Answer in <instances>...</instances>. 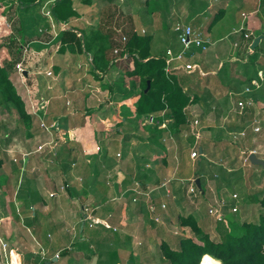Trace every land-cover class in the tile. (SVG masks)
<instances>
[{"label": "rangeland", "instance_id": "1", "mask_svg": "<svg viewBox=\"0 0 264 264\" xmlns=\"http://www.w3.org/2000/svg\"><path fill=\"white\" fill-rule=\"evenodd\" d=\"M240 1L241 0H125L120 3L118 0H112L109 3L103 4V6L100 5L102 8H100L99 11L103 16V24H105L104 30H106L107 27L116 25V22L119 20V24L116 26H122L125 31L129 27L134 26L136 28V26H139L137 29L134 28L135 33L140 37H144L145 35L150 36L152 38V43L158 40V31L167 34L168 40L164 42L161 48L159 50L153 49L154 57L159 55L163 57L166 48L170 49L174 54L182 51L176 32H174L175 23L172 22V18L175 20L174 16L181 17L183 20L191 16L190 13L202 11V14L199 16H206L204 20H202L203 22L193 21L190 23L185 22V24L192 25L200 33V39L206 44L207 49L202 51L201 48L192 46L189 50L184 52L182 62H174L181 66L183 65L182 63L186 61L199 63L194 73H185L179 65L173 68L175 75L179 74L177 78L182 85L183 91L190 96L191 101L194 96H196L197 102L192 103L186 108L185 113L188 124L181 127L180 131H176L172 126L173 121L168 119L166 128H161L163 132L155 134V136L158 137L156 139L163 147L162 150L164 148L166 149L163 150L164 153L159 148L154 146L151 148L149 147L151 145H147L149 149L153 150V152L150 151L151 156L148 157L153 159L150 164L151 169L145 168L146 162L150 163V159L148 160V158H145V155H143L141 157L142 165L137 167L138 171H136V173H132L136 174L133 176L137 181H134L131 187L141 190L131 193L127 195V197H122L120 200L125 203V201L134 196L135 198L131 199L132 203H137L138 206H141V204L143 205L142 208H136L137 212L143 213L141 214L143 216L133 221L135 230L126 232V235L128 233L130 234H128L126 238L123 237V235L120 234L122 227L119 225L120 223H118L120 217L113 215V218L116 219L112 222V225L115 227L116 231L118 229L119 231H110L108 239L102 237V235L96 234L94 227L89 226L90 221H86L83 225L78 224L76 239H71L68 236L69 244L72 243L71 245L87 249L88 247H93L95 249L94 253L98 251V253L96 252V256L99 257L98 264H103L102 259L105 261L107 260V264L114 262L115 259H117V250L119 256H122L123 259L125 258V261H127L126 263L121 261V264H168V261L162 258V252L158 247L161 242H166L172 250H178V243L181 238H191L196 243H200L199 237L196 236L189 227H182L180 225L179 217L185 218L193 211L197 214L194 219L201 230L203 231L204 229L205 231L203 232L208 234L211 239L218 240L219 236L216 227L222 222L218 223L213 216L208 214V206L213 208L218 207L214 203V199L220 200V198H222L221 200L224 201L223 208H220L224 223L239 225L242 222H257L260 212L258 203L264 194V168L253 166L251 162L242 165V158H246L250 151L256 150L258 152L257 157L264 160V81L262 82V87L258 91H253L254 93L251 95L256 102L254 109L247 111V113H243L244 116L238 115L240 111L235 106L236 100L239 98L236 96L230 98L228 94L230 92H241L244 87L250 85L249 83L251 80H259L260 75L264 78V38L254 51L249 49L252 43L251 41L259 36H264V0H250L248 4H241L242 1ZM11 2H13V4H11ZM139 2L140 5L138 4ZM144 2L148 4L145 6ZM50 5L51 0H41L38 7L39 14L41 15L40 11L42 12V6L43 9H46V7L48 8ZM16 6V0L0 1V46H7L8 42H10L9 38L15 40L14 46L6 49L4 48L0 51V68H4L7 71L13 91L16 96L20 98L24 105V112L32 118V121L28 123V121L24 120L23 117L20 116L15 105L11 102H5L0 93V159L3 161L0 168V205L3 202L11 219L14 218L19 221L17 214L21 212H16L15 206H17V203L11 201L15 193L14 187L12 186L14 183L12 177L16 176V174H20V172L23 173V175L29 173L27 175H29L28 177L31 180L34 177L37 178L41 176L38 171L27 172L25 170L26 168L24 166H27L29 162L26 160L22 162V156L24 157V154H27V152L34 151L31 157H35L36 154H39L36 152V145L40 142H42L41 144L51 143L50 146L46 144L43 149V153L47 154L50 148L54 154V156H52V154H47L49 157L43 160L45 173L49 174L50 177L54 172L57 146L55 145L56 140L54 139V135H52L53 132L46 131L47 127H49L48 125L53 123L56 124L55 120L53 123H48L45 115L46 107L45 109L43 108V110L35 105L37 97H34V93L36 92L34 82H28L24 75H19L15 65L21 62L26 70L35 71L37 69V72L41 71L42 69L40 67L43 65L50 49H37V47L34 48L29 44H32L33 41H38V44H45L50 42V40L53 41L61 31L56 30L54 33H50L47 27L48 24L45 22V24L39 28L43 30L42 33H38L41 34L40 36H36V38H34L35 40L31 39L29 43H21L19 41L21 25L18 22ZM145 9L146 12H144ZM220 9L224 12L222 16L223 19L221 18L209 30L208 26L210 21ZM50 11L52 14L51 8ZM38 12L35 10L31 14L33 21L29 20L27 22L28 27L31 26L32 29L35 27L36 21L34 22V19H36ZM96 12L97 11H94L90 14H96ZM113 13L115 16H112ZM119 13L121 14L119 15ZM145 13L149 14V16ZM241 13H244L246 16L244 20L245 32L251 34L248 40L244 39L240 33L234 34V32L240 29L244 24H242L243 17ZM116 15H118V17L115 19ZM121 16L125 18H121ZM111 18L114 20H111ZM111 22H113L112 26H110ZM7 25H9L10 28H8ZM142 29L145 33L141 35ZM214 30L217 35L222 37L221 41L217 40L219 37L216 38ZM84 31L86 36H88L89 33L87 30ZM231 32L233 33L230 34ZM163 34L161 38H164ZM28 41L29 40L26 42ZM80 43L82 46L81 40ZM234 43L238 45L237 48L233 47ZM59 45L58 43V46ZM215 47H222L224 49L223 52L220 51V53H218V58H221V60L222 58L226 59L221 66L218 65L217 59H213L215 56L213 54ZM18 48H20L19 52L16 50ZM232 50L237 53H242L241 58L238 59L239 62H235L237 65L231 62V58L237 55L232 52ZM63 54H65V49L61 47L58 50V55ZM84 54L90 57L92 53ZM126 55L128 57V54H125V56ZM76 56L80 55L77 54ZM119 56L120 55H118V57ZM121 58L122 57H120V59ZM124 59L127 58L124 57ZM128 59H130V66L120 67V70L126 73H129L130 70L133 69V60L130 57ZM213 62L215 63L213 64ZM260 72L261 74H259ZM29 76L33 77L34 75ZM128 78L130 77H125L127 80ZM136 79L138 83V86H136L138 93L140 91V78L138 77ZM23 83L25 84L23 85ZM45 96L49 97L46 94ZM42 100L44 99L42 98ZM47 103L46 101L45 104ZM43 116L46 118L45 121L44 119L42 120L44 125L40 122V118H43ZM153 116L156 118L155 121H157L158 116ZM134 118L133 121L140 119L135 115ZM194 119L199 120L200 124L196 130H191V128H189V123ZM254 121L257 125H251ZM255 126L259 128L258 132L252 130V127ZM128 128H130V130L132 129L131 126ZM140 128L139 126L136 127L139 135L144 132H140ZM130 130L125 131V138H136L135 134H131L133 130ZM240 132H243L245 136L241 137L239 135ZM195 134H198V140L195 139ZM48 135L49 137L52 135V138H49ZM192 147H195V149ZM193 150H196L199 154L195 162L191 161L188 157ZM138 152L139 156L140 152L143 153L141 149H139ZM26 157L27 156L24 158ZM110 158L109 156H107V158L105 157L107 160ZM116 169H119L116 165H113L111 168L112 171H116ZM146 172H151L154 175L150 182L147 180L153 186L163 181H170L169 185L171 190L175 191V198L174 200H167V207L169 208V206H172V209L169 208L168 210L172 212L169 216L167 213H163L167 211L168 208L163 210L160 205L154 206L155 214L150 212L151 205L149 206V204L152 200H156L155 202L158 204L163 199L156 196V190L150 195L153 189H151L149 193H146L142 188L135 185V183L139 181L145 182L144 176H146ZM192 178L200 180V190L203 192L202 194L199 192L198 196L195 195V198H189L188 195H185V193L176 186L180 184L181 181L184 182V180L186 181ZM39 180H41L42 183L40 186H43L44 181L42 178H39ZM132 181L133 180H131V182ZM102 185L104 188L105 186H109L107 183L103 184V182ZM133 185H135V187H133ZM185 185L187 188V183H185ZM47 189L54 190L52 187H46L45 190L40 192L41 197H48L46 192ZM21 190H23V187ZM15 191L16 194H14V198L19 194L20 189L17 188ZM233 193L237 194V200L231 198ZM20 198L23 199L22 196H20ZM18 201H20V199ZM28 204L29 203L26 204V207ZM233 206L237 207V211L234 213L231 212ZM106 209L107 207L100 209L101 214L97 213L96 215L104 218L105 216H103V214ZM4 213L2 207H0V218L5 216ZM30 213L33 212L31 211ZM146 213L148 214L147 217L145 216ZM116 214H119L118 210H116ZM96 220L101 223L105 222L100 219ZM126 224L123 225L124 228ZM82 226L83 234L87 236V238L85 242H78L82 235ZM101 226L106 230L107 226L112 227L111 224L109 225L107 222H105V225L101 224ZM142 227H144L143 230L141 229ZM100 230L101 229H99V231ZM22 231L30 240L34 238V236L31 235L32 233H29L23 227ZM47 234L52 236L54 233L49 229L42 230L40 233L41 239L39 240H42L44 247L48 245L44 241ZM70 235H72V233ZM110 241L111 244L108 243ZM76 246L73 247V250L76 249ZM132 254H135V256H148V260L140 261V259H138V261H135L132 259L128 261L127 259H129ZM52 255L53 250L47 253L46 256ZM37 256H39L37 258L39 264H47V262L53 264L51 259L49 261H40V255ZM13 257L17 258L16 255L12 256V258ZM6 261V256L2 255L1 252L0 264H4Z\"/></svg>", "mask_w": 264, "mask_h": 264}, {"label": "crops", "instance_id": "2", "mask_svg": "<svg viewBox=\"0 0 264 264\" xmlns=\"http://www.w3.org/2000/svg\"><path fill=\"white\" fill-rule=\"evenodd\" d=\"M110 1L112 0H91L90 6H84L80 3V0H73V8L79 16L72 19V22L76 23L78 28H85L88 33L90 27L95 28L97 25L104 26L103 16L100 14L99 10L102 8L101 6H103V4L109 3ZM241 1V4H248V2H250V0ZM144 3L145 6L148 4L147 2ZM138 4L140 5V2ZM94 11H97L96 14H90ZM144 12H146V9ZM120 14L121 13H119V15ZM145 14L149 16V14ZM201 14L202 11H199L198 13H190L191 16H188L187 19L183 20L181 17L174 16L175 20L172 18V22L175 24L177 22H203L202 20H204V17L206 16L204 15L200 17L199 15ZM112 16H115L114 13ZM117 17L118 15H116L115 19ZM121 18L125 17L121 16ZM111 20L114 19L111 18ZM243 23H245L244 19L242 21V24ZM112 24L113 22L109 25L112 26ZM118 24L119 20L116 22V25ZM116 25H113L112 28L120 27ZM138 27L139 26H136V28H134L137 29ZM157 33L159 37L158 40L154 43L150 42L149 48L151 56L154 55L153 49L159 50L164 42L168 40L167 34H163L159 31ZM162 34L164 35V38H161ZM214 34L216 38L219 37L217 40H222V37L217 35L215 30ZM75 37L81 40L78 33H75ZM78 43L80 46L74 44H60L58 46L57 42L55 43L51 40L48 43H42L45 45L44 49H50L43 65L40 67L42 70L39 72H37V69L35 71L27 70L26 73V79L28 82H34L35 84L36 92H33L35 97L38 99L43 98L48 102L45 111L48 123H53L54 120L56 122V126L51 129L50 132H53L52 135H54V139L56 140L55 145L57 146V152L55 153V165L52 176L49 177V174L45 173V168L43 167V160L49 157L47 154H52V156H54L49 148L47 154L39 153L42 155L45 154L43 156L36 154L35 157H31L34 152L33 151L29 153L27 152L28 155L25 158V160L29 162L27 166H24L26 168L25 170L27 172L38 171L40 172V177H34L32 179L33 181L28 177L29 175L27 174L29 173L26 175L22 174L21 177L19 174L12 177L14 182L12 185L14 187V194H16L15 189L18 188L20 191L16 198H14L13 194L11 201H13V203H17L15 210L16 212H21V215L19 213L17 214L19 221L17 219L15 220L13 217V219H11L10 215H8V210L5 204L2 202L0 205V207H2V211L5 212V216L0 218V237L6 245L5 252H2V255L6 256V263L8 264H39L37 260L39 256L37 255H40V261H49L51 259L53 264H92L91 259L96 257V264H98L99 257L96 256L98 251H96L97 253H94L95 249L93 247H88L87 249L68 243V236L71 239H76L77 226L83 225L86 222L84 220L85 216L89 215L94 219H100L107 222L109 225L111 224L112 227L107 226L108 232L105 231L103 226H101L103 223L99 226H93L96 234H99L100 236L102 235V237L107 239L110 231H119V229L116 231L115 227L112 225V222L116 219L113 218V215L120 217V219H118V223H120L119 225L122 227L120 234H122L125 238L128 234H130L128 233L126 235V232H132V230H135L133 221H135V219H139L140 216H143L141 215L143 213L137 212L136 209L137 207L142 208L143 205L141 204V206H138L137 203L134 204V202L132 203L131 201L132 198H135L134 196L125 201V203L120 199L125 196L127 197V195H130L131 193L137 192V189L131 187V184L134 181H137L133 176L136 174L132 173H136V171H138L137 167L142 165L141 157L143 155H145V158L151 156V152H153V150L149 149V147L152 148L154 146L161 150L163 148L160 142L158 140L156 141L154 137L155 130L157 129L151 128L154 125L146 123V119L153 115L133 121V119H135L134 115L137 116L135 111V102L137 97L132 96L133 98H127L126 96L120 94V91L116 89V82L123 79V82L128 90H131L129 87L130 82L131 85L135 84L134 94L137 93L136 86H138V83L136 78L138 77H131L127 80L125 79V77H127L126 72L120 70V67H129L131 64L127 55L124 56L127 59H124V57L120 59L121 56L118 57V55L122 52L123 47L119 46L114 48L120 50L118 54H113L114 49L108 52L107 57L109 59H113V62L106 72H102L94 68L91 56L89 57L84 54L85 52L83 46H81L80 41H78ZM42 44H39L36 47H42ZM61 47L65 49V54L58 55V50ZM166 50L167 48L164 51ZM220 51L223 52L224 49L222 47H215V50L213 51V54L215 55L213 59H217L219 66L223 65L226 61L225 58H222V60L221 58H218V53H220ZM232 52L237 55L231 58V62H239L238 59L241 58L242 53H237L234 50H232ZM74 54H79L80 56H76ZM155 57H162V55ZM186 62L192 63L190 61ZM214 63L215 62H213V64ZM193 64L199 65V63ZM235 64L237 65V63ZM178 65L179 64H175V66ZM92 70L93 74L91 73ZM47 73H50V75ZM29 75L34 76L32 77ZM175 76L178 77L179 74H176ZM73 82H76V86L73 85ZM24 84L25 83H23V85ZM108 86H111L114 92L111 93ZM149 88L150 86L148 82L145 92H147ZM47 93L49 94V97L45 96ZM245 113H247V111ZM238 115L244 116L243 114ZM160 116H163V113H161ZM46 118L42 119L45 121ZM167 121L168 119H164L160 123L158 122V124H156L158 126L157 128L160 127V124H164L166 128ZM129 126L132 127L131 130L128 128ZM137 126L141 127L140 132L144 131L141 135H139L136 130ZM126 130H133L131 134H135L136 138H125ZM52 135H50L51 138ZM41 143L42 142L36 145V148ZM147 145L151 146L148 147ZM97 147H99L100 152L97 151ZM139 149H141L143 153L146 151V153L143 154L140 152L139 156ZM163 150L166 149L164 148ZM107 156L111 158L109 160L105 159ZM149 159L150 158H148V160ZM152 161L153 159L151 158L150 163L146 162L145 168L147 167L148 169H151L150 164ZM113 165H116L119 169L112 171L111 168ZM145 175V182H136V186L142 188V190L146 193H149L151 189H154V191L156 190V196L163 198V201L160 199L161 203H167V200H174L170 196L166 197L164 189L156 188L165 181L153 186L149 182L154 175L151 172H146ZM39 178H42L44 181L43 186H40L42 183ZM131 180L133 181L131 182ZM19 181L20 184H18ZM102 182L103 184L107 183L109 186H105L104 188ZM135 185H133V187H135ZM176 186H178V188L184 193V190L179 184ZM22 187L23 190H21ZM46 187L54 188V190L47 189L46 192L49 198L47 196H40V192L45 190ZM139 190L141 189H138V191ZM170 192L175 198V191L171 190V187ZM152 193H150V195ZM50 194H52V197L49 196ZM20 196H22L23 199H21ZM17 199H20V201ZM27 203L29 204L26 207ZM155 204L157 205L156 202ZM104 207H107L105 213L103 214L105 217L103 218L97 216L96 214H101L100 209ZM169 208L172 209V206H169ZM116 210L119 212L118 215L116 214ZM31 211L33 213H30ZM167 211L163 213H167L169 216L172 212ZM194 212L195 211L190 213V215L196 218L197 214ZM145 216L147 217L148 214L146 213ZM124 224H126L125 228L123 227ZM22 227L29 233H32L31 235H33L34 238L30 240L22 231ZM43 229H49L54 233L52 236H49V234L46 235V239H44L46 244H48L46 247H44L42 240H39L41 239L40 233ZM82 229L83 226L81 230ZM99 229L101 230L99 231ZM141 229L143 230L144 227ZM203 231L205 230L203 229ZM71 233L72 235H70ZM81 233L82 235L78 242H85L87 236L83 234V230ZM121 240L124 242L122 238ZM108 243L111 244V241ZM75 246L76 249L73 250V247ZM51 250H53V255L46 256ZM56 254H59L57 259L54 257ZM15 255L17 258H12V256ZM116 258L117 259H115L114 262L109 264H121V261H124V263L127 262L125 261V258L123 259L122 256H119L118 250ZM132 259L135 261H138V259H140V261L148 260V256H135V254H132V256H130L127 260L129 261ZM102 261L103 264H107V260L105 261L102 259ZM47 264L49 263L47 262Z\"/></svg>", "mask_w": 264, "mask_h": 264}, {"label": "trees", "instance_id": "3", "mask_svg": "<svg viewBox=\"0 0 264 264\" xmlns=\"http://www.w3.org/2000/svg\"><path fill=\"white\" fill-rule=\"evenodd\" d=\"M90 1L80 0V3L84 6H90ZM40 2L41 0H16L18 22L21 25L19 40L21 43H29L31 39L35 40L36 36L41 35L38 34L39 28L45 24L46 20L38 12ZM51 9L52 16L56 22L67 23L66 29L60 32L53 41L61 45L74 44L80 46L78 43L80 39L75 37V33H78L82 40L84 52L92 53V63L95 69L102 72H106L109 69L113 59L107 57L108 52L115 47H123L122 52L119 54L121 57L128 54V57L132 58L133 69L126 74L130 78H140V91L134 94L135 84L132 83L133 85H131V82L129 83L131 90H128L123 79L116 82V89L127 98L132 96L137 97L135 111L138 118L163 113V116L157 117V121L160 123L164 119L172 120V126L176 131H180L181 127L188 124L185 110L192 103L197 102L196 96L191 101L190 96L183 91L178 78L175 75L165 74V61L163 57H153L150 55L149 46L152 40L150 36L145 35L144 37H140L135 33L134 26L129 27L126 31L123 30L126 40L123 44L124 46H122L121 36L112 27H107L106 30H104V26L99 25L95 26V28L90 27L89 35L86 36L84 31L86 29L78 28L77 24L72 22V19L79 16L73 8V0H56ZM35 10L38 13L34 22L36 21L35 27L38 26L32 29L31 26H27V22L29 20L33 21L31 14ZM223 14V10L220 9L213 16L208 26L209 30L222 18ZM27 40L29 41L26 42ZM9 41L7 46H0V51L14 46L15 40L9 38ZM37 42L33 41L29 45L36 47L39 45ZM40 48H45V46L37 47V49ZM19 49L16 50L19 52ZM91 73L93 74V70ZM148 82L150 88L145 92ZM75 84L76 82H73L74 86H76ZM108 88L111 93L114 92L111 86H108ZM0 93L5 102H11L15 105L24 120L28 121V123L32 121V118L24 112V105L13 91L8 79V73L4 68H0ZM47 95L49 94L47 93ZM155 125L152 127H157ZM156 129L154 133L155 139L158 138L155 134L163 132V130ZM2 164L3 161L0 159V168ZM160 203L157 205H160ZM151 204L156 205L154 200ZM258 204L260 212L255 223L242 222L239 225H231L223 221H220L222 223L218 222L220 223L216 227L219 236L218 240H213L208 234L204 233L197 225L194 216L179 217L180 225L182 227H189L199 237L200 243H196L191 238H181L178 243V250H172L166 242H161L158 247L162 252V258L167 260L168 264H202L203 259L208 258L218 264H264V194ZM105 231L107 230L105 229Z\"/></svg>", "mask_w": 264, "mask_h": 264}, {"label": "built area", "instance_id": "4", "mask_svg": "<svg viewBox=\"0 0 264 264\" xmlns=\"http://www.w3.org/2000/svg\"><path fill=\"white\" fill-rule=\"evenodd\" d=\"M56 0H51V5H53V3L55 2ZM120 3L124 2L125 0H118ZM213 1H217V0H213ZM48 6V8L46 7V9L44 8L43 9V6L41 8L42 12L40 11L41 13V16L43 18H45L46 20V23L48 24V28H49V32L50 33H54L56 30L57 31H63L66 27H67V23H59V22H56L51 14V11H50V8L52 6ZM242 17L243 19L245 20L246 19V16L245 14H242ZM245 23L243 24V26L240 27V29H238L237 31L234 32V34H237V33H240L242 34V37L244 39H249L251 34L245 32ZM8 28H10L9 25H7ZM113 30L121 36V40H122V43L124 44L125 42V36H124V32H123V27L120 26V27H113ZM45 31V30H44ZM43 30H40L39 33H42ZM174 32H176V35H177V39L182 47V51L177 53V54H174L172 53V51L170 49H167L165 54H164V61H165V67H164V71L167 75H175V72H173V68L175 66L176 61L178 62H182L183 61V55H184V52L189 50L192 46H195V47H199L201 48L202 51H205L207 49V46L206 44L201 41L200 39V33L195 29L193 28L190 24H185V23H182V22H177L175 25H174ZM145 31L142 29L141 30V35L144 34ZM233 47L236 48L238 47V45L236 43L233 44ZM26 51V50H24ZM119 49H114L113 50V53L114 54H118L119 53ZM183 65L181 66L180 64V68L185 72V73H194L195 72V69L198 68V66L196 64H193V63H182ZM15 68H16V71L19 75L23 76L24 72L27 73V70L23 67L22 63L19 62L15 65ZM48 75H50V73H47ZM261 74V72L259 73ZM26 77V76H25ZM23 78V77H22ZM264 81V78L262 75L259 76V80H251L250 81V85L244 87L241 92L237 93V92H230L228 94V96L231 98V97H238L239 99L236 100V108L240 111L238 114H243L245 113L246 111H249V110H252L254 109L255 105H256V102L254 100V98L251 96L254 92L253 91H258L261 87H262V82ZM35 97V96H34ZM34 100V99H33ZM46 101L42 100V99H38L36 98L35 100V105H37V107L40 109V108H44L47 106V104H45ZM43 103V105H42ZM32 106V105H31ZM41 106V107H40ZM33 107V106H32ZM37 108V109H38ZM43 109V110H44ZM42 110V111H43ZM39 111V110H38ZM41 112V111H40ZM32 114L34 115V112L32 111ZM45 116V115H44ZM43 116V118H44ZM34 117V116H33ZM41 119V124L44 125V123L42 122V118ZM253 120H256V119H253ZM146 123L148 124H158V121H155V117L154 116H149L147 119H146ZM199 120L197 119H194L192 120L190 123H189V128H191V130H196L198 127H199ZM251 125H257V123L254 121L253 123H251ZM49 127H47V132H50L51 129H53L56 124L53 123V124H50L48 125ZM160 128H165V125L164 124H160L159 125ZM46 127V126H45ZM252 130L254 132H258L259 131V128L257 126L255 127H252ZM196 137L195 139L198 140V134H195ZM239 135L241 137H244L245 134L243 132H240ZM171 140V139H170ZM48 145L50 146L51 143H44V144H40L37 148H36V152L38 153H43V149L45 147V145ZM193 149H195V147H192ZM99 150V148L97 147V151ZM201 152V151H200ZM250 154H253L255 155L256 157L258 156V152L256 150H252L249 152L248 156L246 158H242V164H246V163H249L250 160H249V155ZM28 154H24V157L27 156ZM22 156V162H24L25 158ZM189 159L191 161H196L199 157V154L196 150H193L190 152V154L188 155ZM259 158V157H257ZM261 159V158H259ZM263 160V159H261ZM23 173L20 172V177L22 176ZM200 181V180H199ZM196 179L195 178H192V179H189V180H184L181 181V183L179 184L181 186V188L183 190H185V195H188L189 198H195V195L198 196L199 192H201L200 189L197 188L196 186ZM170 181H166V182H163L162 184H160L157 188H160V189H164L165 191V195L166 197H171L172 199H174V196L171 195V192H170V185H169ZM185 183H187V188H186V185ZM18 184H20V181L18 182ZM138 191V190H136ZM151 191V190H150ZM154 191V189L150 192L152 193ZM203 192H201L202 194ZM50 197H52V194L49 195ZM231 198L233 200H237L238 196L237 194H232L231 195ZM214 203L218 206V207H211V206H208V214L213 216L217 222H220V221H224L223 219V214L222 212L220 211V208H223L224 206V201L223 200H218V199H214ZM151 205V213H154L155 214V211H154V205L153 204H149V206ZM160 206L163 210H166L167 209V203L165 202H162L160 203ZM237 211V207L234 206L231 208V212L234 213ZM85 220H90L91 223H90V227L91 226H95V225H98V224H101L100 221L96 220V219H92L89 215H87L85 217ZM103 224H105L104 222H102ZM5 248H6V245L5 243L3 242V240L1 239L0 237V252H5ZM59 256V254H56L54 257L57 259ZM4 264H8V263H4Z\"/></svg>", "mask_w": 264, "mask_h": 264}, {"label": "water", "instance_id": "5", "mask_svg": "<svg viewBox=\"0 0 264 264\" xmlns=\"http://www.w3.org/2000/svg\"><path fill=\"white\" fill-rule=\"evenodd\" d=\"M263 38H264V36H259V37L255 38L252 41L249 49L251 51H254L258 47L259 43L262 41ZM23 75L26 76L27 75L26 72H24ZM249 160H250V162H251L252 165L260 166V167L264 168V161L261 160V159H259V158H257L255 155L250 154L249 155ZM195 183H196L197 188L200 189L201 188L200 181L199 180H196ZM96 262H97V258L96 257H93L92 258V264H96Z\"/></svg>", "mask_w": 264, "mask_h": 264}, {"label": "bare ground", "instance_id": "6", "mask_svg": "<svg viewBox=\"0 0 264 264\" xmlns=\"http://www.w3.org/2000/svg\"><path fill=\"white\" fill-rule=\"evenodd\" d=\"M202 264H218V263L208 258V259H203Z\"/></svg>", "mask_w": 264, "mask_h": 264}]
</instances>
